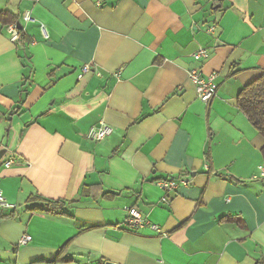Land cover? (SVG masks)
I'll return each instance as SVG.
<instances>
[{
  "label": "crops",
  "instance_id": "obj_1",
  "mask_svg": "<svg viewBox=\"0 0 264 264\" xmlns=\"http://www.w3.org/2000/svg\"><path fill=\"white\" fill-rule=\"evenodd\" d=\"M0 13L22 30L12 42L0 22V190L16 205L0 210L14 214L0 264H264V137L238 107L264 73V0H0ZM193 69L217 76L209 105ZM102 123L113 133L88 140ZM128 208L149 225L126 226Z\"/></svg>",
  "mask_w": 264,
  "mask_h": 264
},
{
  "label": "built area",
  "instance_id": "obj_2",
  "mask_svg": "<svg viewBox=\"0 0 264 264\" xmlns=\"http://www.w3.org/2000/svg\"><path fill=\"white\" fill-rule=\"evenodd\" d=\"M23 20L25 22H35V19L33 18L32 14L30 12H26L23 15ZM216 29L215 25H212L209 28L210 33H214ZM40 30L42 35L47 39L48 33L46 30V26L44 24L40 25ZM7 31L10 35V40L12 42H17L20 39L21 35V29L20 26L16 23L11 24L7 27ZM194 59L197 62L206 60L210 57V52L208 49H200L194 54ZM91 71V68L89 65H86L81 70V75L89 73ZM217 76L215 74H212L210 76H205L201 69H193L189 72V79L194 84L196 88V92L198 95V99L203 102L206 105H209L213 99L216 96V92L218 90V85L216 83ZM113 133V128L109 125H106L104 123L100 124L99 126H95L91 128L87 133V138L90 141H102L109 137ZM13 161L8 162L6 164L7 167L11 166ZM260 175L264 177V168L260 167L259 169ZM158 185L161 187L165 193L175 191L180 186H186L188 185V182L183 179H170V180H163L158 183ZM163 201L165 203H168V198H164ZM16 209V205L9 204L4 195L3 192L0 190V210H13ZM128 217L125 222L126 226H128L131 229H138V228H144L147 225H149L142 217L141 213L137 208H128ZM151 228L155 231H159V228L155 225H151ZM32 241V237L30 235L24 236L20 240V245H27Z\"/></svg>",
  "mask_w": 264,
  "mask_h": 264
},
{
  "label": "trees",
  "instance_id": "obj_3",
  "mask_svg": "<svg viewBox=\"0 0 264 264\" xmlns=\"http://www.w3.org/2000/svg\"><path fill=\"white\" fill-rule=\"evenodd\" d=\"M9 17V18H8ZM0 22L4 23V25L9 26L11 24H18L19 22L13 16L9 14L0 13ZM22 32V30H21ZM22 36V34L20 35ZM23 93L25 96L28 94V90H24ZM238 107L241 112L248 118L249 122L252 126L257 130V132L264 137V73L254 80L253 82L249 83L245 86L240 94L238 95ZM115 194L111 193H104V197L106 196H114ZM31 201H42L48 207H58L60 204L64 202H56V201H49L41 197H29L27 202ZM37 211H42L40 208H36ZM14 214L4 215L0 213V219H6L13 217ZM65 246L61 252L66 249ZM60 255V253H59ZM64 261V259H60L59 256L53 261V263Z\"/></svg>",
  "mask_w": 264,
  "mask_h": 264
},
{
  "label": "water",
  "instance_id": "obj_4",
  "mask_svg": "<svg viewBox=\"0 0 264 264\" xmlns=\"http://www.w3.org/2000/svg\"><path fill=\"white\" fill-rule=\"evenodd\" d=\"M5 150H3V151H0V162L2 161V159H3V157H4V155H5ZM108 264H110V263H108Z\"/></svg>",
  "mask_w": 264,
  "mask_h": 264
}]
</instances>
